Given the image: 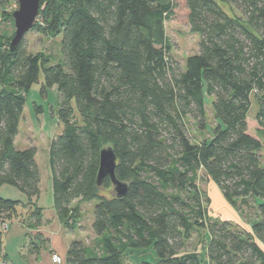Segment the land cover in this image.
<instances>
[{"label":"trees","instance_id":"obj_1","mask_svg":"<svg viewBox=\"0 0 264 264\" xmlns=\"http://www.w3.org/2000/svg\"><path fill=\"white\" fill-rule=\"evenodd\" d=\"M184 1L199 50L183 66L152 29L153 21L171 18L172 2L40 0L36 19L44 28L31 29L62 34L58 63L28 53L24 38L10 51L0 20V186L26 197L23 204L0 196V224L20 219L27 251L47 244L33 233L42 222L40 169L36 148L17 149L14 140L42 71L41 93L53 86L59 93L62 131L48 146L57 218L71 229L81 216L73 201H96L94 238L72 240L64 264H126L127 250L150 246L157 262L140 264H201L200 251L209 264H264V0ZM252 94L255 133L247 119ZM206 96L217 123L195 143L188 121L205 129ZM104 146L112 147L114 175L126 184L120 197L108 177L96 185ZM199 170L248 230L212 217ZM193 235L202 250L188 249Z\"/></svg>","mask_w":264,"mask_h":264},{"label":"rangeland","instance_id":"obj_2","mask_svg":"<svg viewBox=\"0 0 264 264\" xmlns=\"http://www.w3.org/2000/svg\"><path fill=\"white\" fill-rule=\"evenodd\" d=\"M162 2H172L174 4L173 14L170 19L164 21H153V32L161 36L162 40L170 45V56L178 62L181 66L187 56L198 52L199 36L192 32L187 20L188 10L184 0H161ZM17 7V2L10 0L4 7H0V20L4 26L5 33L10 36L14 34L13 19L5 18L9 16L11 10ZM35 20L34 24H38L41 28L40 20ZM160 38V37H158ZM62 34L51 33L44 29H30L24 36V44L28 53H41L49 56L50 63H58L56 61L60 58L59 47ZM62 61V57H61ZM43 82L42 71L39 72V79L33 83L28 91L26 102L23 108L22 121L18 125L17 139L15 147H29L34 146L37 149V164L39 169L43 172H49L48 167V146L50 140L61 133L62 125L58 122L56 114L59 101V93L56 88L48 89L46 95L40 91ZM211 97H205V129L199 130L193 123L188 121L189 136L193 142H200L203 139L210 137V130L217 123L215 120L212 108ZM74 107V102H72ZM35 106L43 107V111H36ZM41 110V109H40ZM257 110L254 95H251V106L249 108L247 119L252 120ZM251 131L255 133L257 124L252 120L249 125ZM264 157V149L261 151ZM197 184L201 191L205 192L211 200L209 209L212 217L221 220L226 217L223 208L221 207V200H225L217 188V186L207 178L202 170L197 172ZM109 192V190H108ZM1 197L23 201L26 198L24 194L16 188L9 185H2L0 191ZM45 197V194L43 195ZM43 197V198H44ZM96 201L93 200L87 203V208L83 214V228L89 225V220L93 219V208ZM236 223V222H235ZM246 224L245 222H243ZM8 232L2 233V249L1 254L9 260H18L19 252L24 245V232L28 230L21 227L18 218H13L10 223ZM77 231V230H76ZM92 231H86L85 237L87 243L92 241L94 234ZM86 242V241H85ZM202 244L196 235H193L187 242L188 249L202 250ZM201 264H207L204 254L200 251ZM157 256L152 246L147 248L129 249L124 254V261L126 264H140L141 262L156 263Z\"/></svg>","mask_w":264,"mask_h":264},{"label":"crops","instance_id":"obj_3","mask_svg":"<svg viewBox=\"0 0 264 264\" xmlns=\"http://www.w3.org/2000/svg\"><path fill=\"white\" fill-rule=\"evenodd\" d=\"M53 87L56 88L55 86ZM53 87H51L50 89H52ZM40 109H41L40 111L44 110L43 107H40ZM20 121H22V117ZM16 139L17 137H15L14 145H15ZM20 146L21 147H15V148L17 149L24 148L22 147V145ZM36 158H37V149H36V154H35V160L37 162ZM1 187L2 186H0V191H1ZM44 194H45V197L43 196ZM21 202L24 204L26 202V198H23V201ZM36 203H37V207H39L42 211L41 212L42 222L37 227V229L33 230V233H39L45 240H47V244L38 253L29 252L27 251L26 248L22 247V250L19 252V256L17 258L18 260H15V261L9 260L5 256L4 258H6L10 262V264H57L51 261V254L56 253L60 256L62 260L60 264H64L63 262L65 259L66 251H67L69 243L72 240H84L87 242V239L84 233L86 231H91L90 225L92 221L90 219L89 225L87 227L85 225V228H83L82 226L83 218L82 217H83V214L85 213L88 202H78L77 200L73 201L72 203L73 205H78L79 213L81 216L71 229L66 228L57 218L56 211L53 206L50 170L49 172H45L44 175H43V172L40 170L39 195L37 197ZM220 204L226 215V217H224L223 219L234 221L237 224H240L243 228L247 230L249 229V225L244 224L243 221L240 220L236 211L225 200L224 201L221 200ZM19 211H20L19 213L23 216L24 213L27 212V209L20 208ZM18 221L21 227L25 228L23 223H21L20 219H18ZM8 223L10 225L11 220L8 221ZM9 228L10 226H8V229L6 232L9 231ZM25 231H26V228H25ZM24 236H25V232H24ZM1 249H2V246H1ZM205 260L207 264H209L206 257H205Z\"/></svg>","mask_w":264,"mask_h":264},{"label":"water","instance_id":"obj_4","mask_svg":"<svg viewBox=\"0 0 264 264\" xmlns=\"http://www.w3.org/2000/svg\"><path fill=\"white\" fill-rule=\"evenodd\" d=\"M17 7L10 12L13 19L14 34L9 41V50H14L25 34L32 28L40 6V0H16ZM116 155L111 146H104L99 152V166L96 176V185L100 186L102 179L108 177L112 183L111 194L122 196L126 190V184L118 180L114 175Z\"/></svg>","mask_w":264,"mask_h":264},{"label":"built area","instance_id":"obj_5","mask_svg":"<svg viewBox=\"0 0 264 264\" xmlns=\"http://www.w3.org/2000/svg\"><path fill=\"white\" fill-rule=\"evenodd\" d=\"M8 226H9L8 221H5L2 224H0V229L2 230V232H6ZM51 261L57 264H60L62 262L60 256L56 253L51 254ZM0 264H10V262L6 258H4V256L1 253H0Z\"/></svg>","mask_w":264,"mask_h":264}]
</instances>
